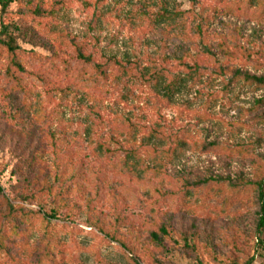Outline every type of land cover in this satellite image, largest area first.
I'll list each match as a JSON object with an SVG mask.
<instances>
[{"label": "rangeland", "instance_id": "1", "mask_svg": "<svg viewBox=\"0 0 264 264\" xmlns=\"http://www.w3.org/2000/svg\"><path fill=\"white\" fill-rule=\"evenodd\" d=\"M1 23L31 74L16 90L0 55L23 214L15 236L0 202V264H264V88L230 79L264 78V0H13Z\"/></svg>", "mask_w": 264, "mask_h": 264}, {"label": "trees", "instance_id": "2", "mask_svg": "<svg viewBox=\"0 0 264 264\" xmlns=\"http://www.w3.org/2000/svg\"><path fill=\"white\" fill-rule=\"evenodd\" d=\"M13 0H0V15L4 14L6 12V9L8 8L9 4L12 3ZM15 29L14 24H0V55L1 58L6 61L5 65L2 67L3 69V76L5 78L10 79L11 83L15 87L16 90L24 92V87L21 84L22 76L23 74L30 75V67L28 66L27 62L22 59V53L24 50L18 45L16 36L12 35L10 31H13ZM28 54H33L31 51L27 52ZM77 57L81 59L86 64H92V70L94 75L99 79L100 75L103 73L104 66L99 63H92L91 56L87 55L84 56L80 50L79 47H77ZM106 62L108 64H116L120 68L124 69L127 65H134L135 63L130 62H124L121 63L118 60H115L113 58H107ZM233 78H239V80H242L243 82H248L249 84H255L257 86H261L264 88V78L262 77H256L253 75H249L246 73H241L240 71H234L230 77V79ZM59 94L63 97L74 95L71 89L64 88L58 91ZM258 103L264 102L263 100L257 101ZM244 186H252V190L256 192V200L258 203V219L256 228L259 232V248L264 253V240L260 238V234L264 231V189H263V183L262 180H258L255 183H244ZM243 187L240 185L238 187V184L236 186H233V190L237 191L238 188ZM246 187H244L245 189ZM0 202L4 205V215L6 218H8V222L11 226V231L13 235H17L19 232V226L21 225L22 221L18 220V216H23V214L20 211H17L16 207L12 206L6 197L3 195L2 188L0 187ZM23 224V223H22ZM25 226V225H24ZM264 233V232H263ZM151 238L153 241H157L158 237L155 234H151Z\"/></svg>", "mask_w": 264, "mask_h": 264}]
</instances>
